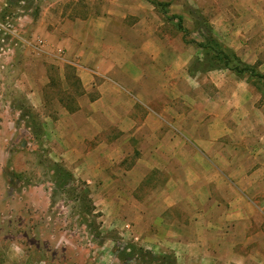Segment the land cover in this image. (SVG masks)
Returning <instances> with one entry per match:
<instances>
[{"label":"crops","instance_id":"0c3cea01","mask_svg":"<svg viewBox=\"0 0 264 264\" xmlns=\"http://www.w3.org/2000/svg\"><path fill=\"white\" fill-rule=\"evenodd\" d=\"M224 2H251L245 21L264 22L259 0ZM105 3L102 17L49 13L36 21L43 45L33 55L45 63L43 78L54 65L79 87L68 94L74 105L57 109L56 127L62 118L70 139L79 137L73 150L91 143L86 158L105 169L109 183L118 175L112 168L122 166L135 150L131 143L144 136L141 156L120 174L124 191L134 192L155 171L164 176L163 188L149 194V228L179 263L264 264L260 96L223 70L206 73L212 87L206 91L187 76L189 53H177L158 36L161 24L147 3ZM259 69L264 74V65ZM44 86L36 78L31 83L27 97L35 109L42 107Z\"/></svg>","mask_w":264,"mask_h":264},{"label":"rangeland","instance_id":"374dc122","mask_svg":"<svg viewBox=\"0 0 264 264\" xmlns=\"http://www.w3.org/2000/svg\"><path fill=\"white\" fill-rule=\"evenodd\" d=\"M105 2L147 3L161 24L158 36L177 53H189L187 76L200 81V87L206 91L212 89L207 72H203L207 65L201 49L195 45L205 42L206 26L244 63L256 65L259 72V66L264 65V22L261 18L255 24L245 21L246 7L251 2L154 0L167 4V16L182 17L184 36L176 27L177 20H166L161 8L145 0H6L4 15L11 18L16 34L30 45L18 42L16 46V42L9 40L4 44L7 45L5 54L0 57V264H163L161 258L170 254L181 264L172 251L153 240L149 228L152 214L149 194L163 188L165 184L160 179L164 176L155 171L147 175L134 192L124 191L127 183L120 174L128 171L133 161L141 156L137 149L146 147L144 136L139 137L135 145L131 143L135 150L122 166L112 168L113 173L118 174L112 177L116 181L104 180L105 169L94 166L86 158L91 143L73 150L74 140L79 137L70 139L64 131L62 118L58 127L55 124L57 109L74 105L68 100V94L79 92L76 81L72 78L69 82L68 71L66 76L60 77L54 65H50L47 78H43L41 66L45 63L39 64L34 57L38 54L33 48V37L39 36L36 21L48 20L49 13L62 18L67 14L79 19L102 17L107 7ZM258 5L264 7V0H259ZM223 71L247 84L260 96L259 103H264V97L249 83L251 81ZM63 77L68 78L65 85L61 83ZM34 78L45 82L40 109H35L27 97ZM67 82L73 83L72 87L67 86ZM27 107H32L36 114L35 124L42 126V146L25 126L27 123L33 127L31 118L21 120L19 117ZM49 162L63 165L74 181L67 185L56 183ZM111 188L114 189L109 191ZM172 190L170 193L176 196V190ZM82 191L94 205L93 217L79 216L86 206L75 196ZM132 193L137 197H126ZM109 194L113 196L107 198ZM86 220L95 221V230L87 228ZM155 258H159L158 263Z\"/></svg>","mask_w":264,"mask_h":264},{"label":"trees","instance_id":"16d2710c","mask_svg":"<svg viewBox=\"0 0 264 264\" xmlns=\"http://www.w3.org/2000/svg\"><path fill=\"white\" fill-rule=\"evenodd\" d=\"M151 5H153L156 8H161V11L163 13V17L168 21H174L177 20L176 27L178 31L182 32L184 36H186V30L182 26V17L180 16H167L168 12L165 7H167V4H161L154 2V0H145ZM5 10V9H4ZM3 10V12H4ZM3 16L5 17L6 15ZM207 27V36L205 38L204 43H197L195 44L196 47L200 48L202 51V55L205 58V63L207 67L203 70V72H210L215 70H226L230 73L234 74L238 78H246L247 81H251V83L256 90L261 94L262 97H264V74L259 72L256 65H249L244 63L240 57L231 49L224 47L212 34L211 30L208 26ZM253 82V83H252ZM36 114L33 112L32 107H27L24 112H21L19 117L21 120H24L25 118H31L32 122L30 126L29 124L25 123L26 128L31 131V134L33 135L34 140L37 142L39 146H42V138L44 136L43 129L41 124H35ZM33 123V124H32ZM49 170L50 173L53 176V179L56 183H60L62 185H67L68 182H73V176L72 174L60 163H54L49 162ZM71 192V191H69ZM74 194V192H71ZM77 201H83L84 206H86L85 212H82L79 216H88L93 217V213L95 211L94 205L89 198L88 194L84 191L79 192L75 196ZM89 203L87 204L86 203ZM86 214V215H85ZM87 228H90L92 230H95V221H89L86 220ZM163 264H177L176 260L174 259L173 255H168L166 257L161 258ZM155 260H159V258H155ZM158 263V261H157ZM160 264V263H159Z\"/></svg>","mask_w":264,"mask_h":264},{"label":"built area","instance_id":"2783aa9c","mask_svg":"<svg viewBox=\"0 0 264 264\" xmlns=\"http://www.w3.org/2000/svg\"><path fill=\"white\" fill-rule=\"evenodd\" d=\"M5 7L6 0H0V57L5 54V49L7 48V45L4 46V44L9 40L30 45L26 42H23V40L16 34L11 18L8 16H3V10L5 9ZM34 42L35 45L33 46V48L35 50H37L43 45V42L38 38H35Z\"/></svg>","mask_w":264,"mask_h":264}]
</instances>
